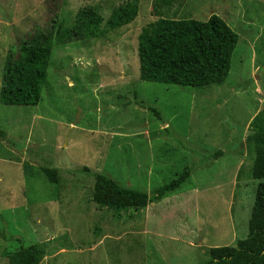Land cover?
<instances>
[{
	"label": "rangeland",
	"instance_id": "374dc122",
	"mask_svg": "<svg viewBox=\"0 0 264 264\" xmlns=\"http://www.w3.org/2000/svg\"><path fill=\"white\" fill-rule=\"evenodd\" d=\"M126 0H0V87L8 49L56 15L80 9L109 19ZM130 25L55 46L37 106L0 102V264L36 245L40 264H206L236 247L260 181L248 143L264 121V0H180L157 16L137 0ZM222 18L238 34L223 85L170 86L140 79L138 35L160 17ZM103 29V28H102ZM192 173L180 191L144 209L99 211L98 175L147 193ZM42 168H56L52 183Z\"/></svg>",
	"mask_w": 264,
	"mask_h": 264
},
{
	"label": "trees",
	"instance_id": "16d2710c",
	"mask_svg": "<svg viewBox=\"0 0 264 264\" xmlns=\"http://www.w3.org/2000/svg\"><path fill=\"white\" fill-rule=\"evenodd\" d=\"M178 1L154 0L153 11L160 16ZM138 15L137 0L119 4L107 21L93 6L80 9L71 27L65 26L56 15L49 28L34 29L18 45L8 49L2 69L0 102L6 106H37L42 100L55 46L101 38L105 32L130 25ZM137 42L141 81L204 88L226 82L239 36L217 15L207 21L160 17L143 27ZM250 131L248 143L255 151L252 177L260 182L248 222V236L236 247L211 248L206 264H264V121L255 118ZM184 170L159 187L152 198L145 192L123 188L108 176L98 175L93 202L99 211L144 209L180 191L192 173L188 167ZM42 172L50 182L59 183L58 169L42 168ZM42 255L40 248L32 245L21 247L7 257L9 264H40Z\"/></svg>",
	"mask_w": 264,
	"mask_h": 264
}]
</instances>
